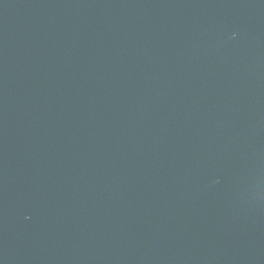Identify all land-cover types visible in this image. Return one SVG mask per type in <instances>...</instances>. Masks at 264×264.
<instances>
[{"label":"water","instance_id":"water-1","mask_svg":"<svg viewBox=\"0 0 264 264\" xmlns=\"http://www.w3.org/2000/svg\"><path fill=\"white\" fill-rule=\"evenodd\" d=\"M0 264H264V0H0Z\"/></svg>","mask_w":264,"mask_h":264}]
</instances>
